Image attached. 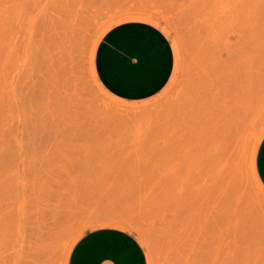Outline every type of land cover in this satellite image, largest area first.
Masks as SVG:
<instances>
[{
	"label": "rangeland",
	"instance_id": "rangeland-1",
	"mask_svg": "<svg viewBox=\"0 0 264 264\" xmlns=\"http://www.w3.org/2000/svg\"><path fill=\"white\" fill-rule=\"evenodd\" d=\"M125 22L173 53L138 100L96 72ZM263 137L264 0H0V264H68L104 227L147 264H264Z\"/></svg>",
	"mask_w": 264,
	"mask_h": 264
},
{
	"label": "crops",
	"instance_id": "crops-1",
	"mask_svg": "<svg viewBox=\"0 0 264 264\" xmlns=\"http://www.w3.org/2000/svg\"><path fill=\"white\" fill-rule=\"evenodd\" d=\"M168 38L143 22L114 26L96 53V72L104 87L126 100L149 97L161 90L173 71ZM255 172L264 187V137L255 155ZM68 264H147L144 249L125 230L104 227L84 233L75 243Z\"/></svg>",
	"mask_w": 264,
	"mask_h": 264
},
{
	"label": "bare ground",
	"instance_id": "bare-ground-1",
	"mask_svg": "<svg viewBox=\"0 0 264 264\" xmlns=\"http://www.w3.org/2000/svg\"><path fill=\"white\" fill-rule=\"evenodd\" d=\"M228 156V155H227Z\"/></svg>",
	"mask_w": 264,
	"mask_h": 264
}]
</instances>
